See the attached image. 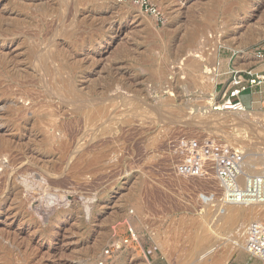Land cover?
I'll return each mask as SVG.
<instances>
[{"label": "rangeland", "instance_id": "obj_1", "mask_svg": "<svg viewBox=\"0 0 264 264\" xmlns=\"http://www.w3.org/2000/svg\"><path fill=\"white\" fill-rule=\"evenodd\" d=\"M30 1L0 0V264L225 258L240 227L218 231L206 216L230 196L180 166L207 145L239 151L242 163L264 149V85L242 93L249 112H217L200 76L215 53L211 97L221 98L237 54L219 42L247 43L255 57L264 3L248 13L247 0H37L51 13L40 18L21 7ZM53 28L59 62L47 75L32 50ZM226 264L264 261L243 250Z\"/></svg>", "mask_w": 264, "mask_h": 264}, {"label": "bare ground", "instance_id": "obj_2", "mask_svg": "<svg viewBox=\"0 0 264 264\" xmlns=\"http://www.w3.org/2000/svg\"><path fill=\"white\" fill-rule=\"evenodd\" d=\"M159 1V0H158ZM44 2V1H43ZM43 2H37V0H31L30 2L28 3H25L24 4H21V7L24 9V11H30L31 14H38V16H40V18H45L46 16H49L50 14L48 13V9H47V6L46 4H44ZM83 2V1H82ZM252 0H247L246 1V6H245V9L244 10H247L248 13L251 12V7H253V5L251 4ZM264 3V0H256V4L254 5L255 8H253V10H256L258 9V7L262 6ZM84 4V2H83ZM73 5V4H72ZM72 5H70V7H72ZM49 7V6H48ZM69 7V8H70ZM71 9V8H70ZM69 9V10H70ZM229 9V8H228ZM53 10V9H52ZM236 10V9H235ZM58 11V10H57ZM56 11V12H57ZM50 12V11H49ZM53 12V11H52ZM237 12V11H236ZM54 13V12H53ZM51 16V15H50ZM56 17V16H55ZM238 20H237V23L240 22V20H242V13H238V16H237ZM68 18V17H67ZM36 19V17H35ZM34 19V20H35ZM54 19V18H53ZM78 19V18H77ZM44 20V19H43ZM67 20V19H66ZM30 21V20H29ZM38 21V20H37ZM83 21V20H82ZM51 22V21H50ZM60 22V20H59ZM81 22V21H80ZM79 22V23H80ZM34 23V22H33ZM6 24V23H5ZM40 25V24H39ZM49 25V24H48ZM239 25V24H236V26ZM36 26V25H35ZM37 26H38V23H37ZM40 27V26H39ZM47 27V26H46ZM263 27V26H262ZM27 28V27H26ZM52 28V27H51ZM50 28V29H51ZM81 28V26H80ZM16 30V29H15ZM14 30V31H15ZM19 30V29H18ZM23 31L25 30L22 29ZM13 31V32H14ZM28 32V31H27ZM53 32H54V28L53 30L47 32V34L44 36L45 38L41 40V43H40V47L42 48H38L37 46L34 45L33 47V59H35V61L38 63V66L36 67L37 69V72L38 71H41V72H45L47 73V75L51 74V72H53V68L50 67V64H52L53 62L55 61H58V55H57V52L56 51H52L50 49H48V46L50 45V43L52 42V37H53ZM26 33V31H25ZM37 33V31L35 32ZM82 33V32H80ZM262 33V32H261ZM260 33V34H261ZM33 34V33H32ZM45 34V33H44ZM91 34V33H90ZM94 34V33H93ZM92 34V35H93ZM37 35V34H36ZM80 34L78 33V36ZM258 35V34H257ZM87 36V35H86ZM262 36H264V34L260 35L259 38H261ZM77 37V36H76ZM79 38V37H77ZM84 38V37H83ZM94 38V37H93ZM96 38V37H95ZM36 39V38H35ZM80 39V38H79ZM77 39V40H79ZM81 41V40H80ZM90 43V42H89ZM221 45L223 46H228V47H231L237 54V58L234 62V66L235 68L237 69H240V70H246L248 69L251 65H253V63L255 64L259 59L257 57H254L252 56L249 52L245 51V47H246V44L245 43H242V42H239V43H236L234 44V39L232 38H228V39H221V41L219 42ZM217 49V48H216ZM215 50V49H214ZM216 51V50H215ZM78 52V51H77ZM204 53V52H203ZM215 54V53H214ZM214 54L213 57H211V62H210V65H206L204 67V71H202L200 73V76H203V78H205V90L206 92L208 93V96L205 97V100H204V103H205V106H212L213 109L215 106H219V103L217 101L214 100V98H212L211 96L213 95V89L214 87L216 86V82H217V78H218V74H217V66L215 64V58H214ZM66 55V54H65ZM64 55V57H65ZM255 60H257L255 62ZM70 61V60H69ZM59 62V61H58ZM60 64V63H59ZM70 66V65H69ZM73 66V65H71ZM79 66V65H78ZM60 70V69H59ZM69 72V71H68ZM75 72V71H74ZM35 74V73H34ZM51 76H49L50 78ZM48 78V79H49ZM52 80V78L50 79V81ZM202 80V79H201ZM51 84V83H50ZM67 84V83H66ZM65 84V85H66ZM100 84V83H99ZM98 84V85H99ZM129 84V83H128ZM53 85V84H52ZM97 85V86H98ZM134 85V84H133ZM96 87V86H95ZM99 87H101L99 85ZM53 88H55L53 86ZM101 90V89H100ZM86 91V90H85ZM87 93V92H86ZM100 95V94H99ZM108 96V95H107ZM79 102V101H78ZM143 102V101H142ZM87 103H90V101H87ZM106 105V104H105ZM109 105V104H108ZM106 105V106H108ZM105 106V108H107ZM111 106V104L109 105ZM148 106V104H147ZM96 107V106H95ZM104 107V106H103ZM94 108V107H93ZM98 108V106L96 107ZM95 108V109H96ZM100 108V107H99ZM130 108V107H129ZM101 109V108H100ZM108 109V108H107ZM115 109H113L114 111ZM89 111H90V108H89ZM120 111V110H119ZM96 112V111H95ZM156 112V110H155ZM223 112V111H221ZM231 112V111H230ZM233 112V111H232ZM240 113H244V112H249L248 110H242V111H238ZM251 112V111H250ZM87 113H89L87 111ZM112 113V112H111ZM82 114V113H81ZM96 114V113H94ZM126 114V113H125ZM96 115H100V114H96ZM96 115H91V113H89L87 116L89 117V120L92 118L93 120H95L94 116ZM100 117V116H99ZM106 117V116H105ZM160 117V116H159ZM87 118V117H86ZM85 118V119H86ZM97 118V117H96ZM104 118V116H103ZM102 118V119H103ZM101 119V120H102ZM161 119V118H160ZM73 120V119H72ZM105 120V119H104ZM107 120V118H106ZM121 120V119H120ZM92 121V120H91ZM126 121V120H125ZM97 122V121H95ZM130 122V121H129ZM90 123V122H89ZM92 123H94V121H92ZM98 123V122H97ZM104 123V122H103ZM112 123V122H111ZM110 123V124H111ZM80 124V123H79ZM95 125V123H94ZM102 125V124H100ZM93 126V125H92ZM98 127V126H97ZM109 128V126H108ZM61 129V127H60ZM66 130V129H65ZM76 130V129H75ZM108 130V129H107ZM110 130V129H109ZM132 130V129H131ZM105 131V130H104ZM113 131V130H112ZM70 132V131H69ZM103 133V132H102ZM137 136V135H136ZM128 140V139H127ZM63 146V145H62ZM64 148L65 145L63 146ZM68 147V146H67ZM91 147V146H90ZM142 152V151H141ZM126 153V152H125ZM129 154V153H128ZM68 156V155H67ZM129 164V163H128ZM75 166V165H74ZM242 168H243V171L241 173V176L239 177V184H240V187L241 188H245L246 185H247V182L250 178L252 177H257V176H261L262 173L264 172V149L263 150H249L248 151V154L246 155L245 159H244V162L242 163ZM85 169V168H84ZM163 196V195H162ZM164 197V196H163ZM218 205L214 206L213 208H209L207 210V214L208 216V220H209V215L210 214H214L215 216V221H216V229L218 231H221V230H227L231 227L233 228H237V227H240L238 229V231L236 232V235L234 234L235 238H237V240H235L232 244V246H229L228 243L227 245L229 246L228 247V255H224L225 258H216L214 260H216V262H214L213 264H226L227 261L229 260L230 257H232L235 253L237 252H240V251H247V248H246V237H247V229L248 227L252 224V223H255V222H258V223H264V202H260L258 200H255V201H230V199L227 197V196H224L222 197L220 200H218ZM243 212H246V214H242ZM205 216V215H204ZM137 218V217H136ZM211 218V217H210ZM138 219V218H137ZM191 219V218H190ZM213 219V218H211ZM193 221V219H192ZM211 221H214V220H211ZM214 221V223H215ZM145 222V221H144ZM191 221H189L190 223ZM202 222V221H201ZM208 222V221H207ZM138 223V222H137ZM188 223V222H187ZM185 223V224H187ZM210 225H212L210 222ZM136 224V222H135ZM184 224V226H185ZM197 224V223H196ZM188 225V224H187ZM199 225V224H198ZM62 224H59V226L56 228V234L62 229ZM197 227V226H195ZM244 227V229H243ZM182 228V227H181ZM189 228V227H188ZM203 228H204V225H203ZM194 229V228H193ZM207 229V227H206ZM214 229V228H213ZM244 230V232L242 231V234H241V230ZM181 230V229H179ZM188 230V229H187ZM204 231V230H203ZM208 231V229L206 230ZM210 231V230H209ZM188 232V231H187ZM199 232V231H197ZM196 232V233H197ZM195 233V234H196ZM206 233V232H204ZM59 234V233H58ZM167 234V233H166ZM200 234V233H199ZM198 234V235H199ZM203 234V233H201ZM210 234V233H209ZM221 233H219L220 235ZM205 235V234H203ZM202 235V236H203ZM222 235V234H221ZM57 236V235H56ZM201 236V235H200ZM158 237V236H157ZM163 237V236H162ZM168 237V236H167ZM194 237V236H193ZM187 238V237H186ZM203 237H201L200 239H202ZM207 239L206 236H204L203 239ZM226 238V237H225ZM174 239V238H173ZM179 239V238H178ZM157 240V239H156ZM169 240V239H168ZM167 240V241H168ZM184 241V239H182ZM192 240V239H191ZM197 240V239H196ZM166 241V242H167ZM174 241V240H173ZM193 241H195L193 239ZM204 241V240H203ZM164 242V241H162ZM165 242V243H166ZM175 242V241H174ZM206 242V241H204ZM203 242V243H204ZM214 242V241H213ZM177 243V242H176ZM187 243V242H186ZM193 243V242H192ZM195 243V242H194ZM201 242L199 241L197 243V247H198V244H200ZM201 243V244H203ZM218 243V242H217ZM230 243V244H231ZM173 244V243H172ZM184 245V244H183ZM186 245V244H185ZM195 244H193L194 246ZM211 245V244H210ZM163 244L161 246H159L160 248H162ZM166 246V245H165ZM173 247V245H172ZM196 247V248H197ZM225 247V246H224ZM165 248V247H164ZM163 248V249H164ZM191 248V247H190ZM189 248V249H190ZM199 248V247H198ZM162 249V250H163ZM174 249V248H172ZM182 249V248H181ZM180 249V251H181ZM206 249V248H204ZM224 249V248H223ZM176 249H174L175 251ZM203 250V249H202ZM210 250V249H209ZM174 251H171V252H174ZM178 251V252H180ZM205 251V250H203ZM202 251V252H203ZM170 252V253H171ZM191 252V251H190ZM210 252V251H208ZM198 253V252H196ZM218 253V252H217ZM249 253V252H248ZM179 254V253H178ZM177 254V255H178ZM195 254V253H194ZM201 255V253H198ZM197 254V255H198ZM204 254V253H203ZM214 255V253L212 252L211 255ZM219 254V253H218ZM250 254V253H249ZM175 256L177 259L179 257L178 256ZM183 255V254H182ZM196 255V257H197ZM170 256V255H169ZM210 256V254H209ZM208 256V257H209ZM218 256V255H217ZM169 258V257H168ZM193 258V257H192ZM198 258V257H197ZM202 258V257H201ZM210 259V258H209ZM186 260V259H185ZM184 260V261H185ZM196 260V259H195ZM206 260V259H205ZM205 260H204V263H205ZM133 259H129L127 258L125 260V262H123L124 264H130L132 263ZM143 261V260H142ZM191 261V259H189V262ZM150 262V261H149ZM188 262V261H187ZM198 262V261H197ZM207 262V260H206ZM182 263V261H181ZM179 263V264H181ZM200 264V262H198ZM203 263V262H202ZM138 264V263H137ZM140 264H146V262H141ZM194 264V263H193ZM197 264V263H196Z\"/></svg>", "mask_w": 264, "mask_h": 264}, {"label": "built area", "instance_id": "obj_3", "mask_svg": "<svg viewBox=\"0 0 264 264\" xmlns=\"http://www.w3.org/2000/svg\"><path fill=\"white\" fill-rule=\"evenodd\" d=\"M148 0H139L141 7L147 5ZM153 13L157 10L151 7ZM254 54L259 60L246 70L232 69L230 80L221 98L215 99L219 106L214 110L238 112L247 110L241 100L244 91L264 85V42L257 43ZM242 155L239 151H229L226 146L209 147L208 145L195 152L184 164L180 166L183 173L194 177H212L221 188H224L230 201H255L264 202V172L248 180L245 188H241L239 177L243 171ZM131 233L134 230L131 229ZM246 248L250 255L264 261V223H252L247 229ZM109 259L110 250L103 252ZM100 264H103L102 260Z\"/></svg>", "mask_w": 264, "mask_h": 264}, {"label": "crops", "instance_id": "obj_4", "mask_svg": "<svg viewBox=\"0 0 264 264\" xmlns=\"http://www.w3.org/2000/svg\"><path fill=\"white\" fill-rule=\"evenodd\" d=\"M251 105V104H250Z\"/></svg>", "mask_w": 264, "mask_h": 264}]
</instances>
